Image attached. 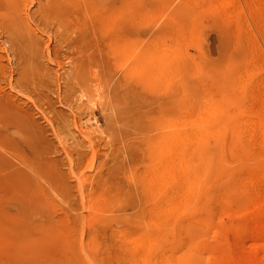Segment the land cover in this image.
Wrapping results in <instances>:
<instances>
[{"label": "rangeland", "instance_id": "obj_1", "mask_svg": "<svg viewBox=\"0 0 264 264\" xmlns=\"http://www.w3.org/2000/svg\"><path fill=\"white\" fill-rule=\"evenodd\" d=\"M120 24L117 61L103 69L93 55L108 79L76 90L79 109L49 94L69 130L38 114L33 88L0 83L44 131L0 136V264H264V0H121ZM6 39L0 27L3 56ZM138 63L151 67L147 84ZM42 64L61 78L68 68ZM175 101L189 131L209 123L191 154L198 185L162 222L151 147ZM227 116L241 123L237 146L232 125L214 129Z\"/></svg>", "mask_w": 264, "mask_h": 264}, {"label": "bare ground", "instance_id": "obj_2", "mask_svg": "<svg viewBox=\"0 0 264 264\" xmlns=\"http://www.w3.org/2000/svg\"><path fill=\"white\" fill-rule=\"evenodd\" d=\"M27 1L0 0V27L7 35L8 45L6 55H0V83H5L22 94L33 88L27 98L36 106L38 114L43 119H46L43 113L49 114L50 120L54 118L53 121L46 120L52 128L54 122L59 128L69 130L70 121L58 122L55 117L57 114L54 112L55 103L49 98V94H52L57 101L76 105L79 109L82 104L77 100L76 90L86 91L85 89L95 87L97 82L105 83L103 78L106 80L108 78L106 74L99 76L96 73L101 65L94 68L96 61L93 55L100 53L103 56V69L110 67L109 58L117 61L120 52L121 0H38L31 9H27L30 6ZM29 20L50 35L54 41L53 47L50 48V42L46 41V49L42 48L41 42L33 35ZM107 25L110 26L108 29ZM107 47L110 53L103 50ZM9 59L14 61L13 65L2 64V61ZM61 60H65L68 66L62 78L51 74L42 64L49 61L57 63ZM140 64L145 70L141 69L138 63L136 65L138 69L135 68V71L143 77V83L147 84L146 78H151L153 75L151 67L149 64ZM90 69L94 70V73L91 74ZM143 72L147 74L144 75ZM28 74L32 79H29ZM6 75L8 77H5ZM237 80L235 78L233 82H240ZM119 85L120 83H115L111 87V91L115 94L114 98ZM166 98L168 102L169 98ZM172 108L170 114L163 118L162 131L151 147L156 169L153 179L157 187L156 196L161 214L158 217L161 220L175 210L178 211L194 187L198 185L195 174L193 178H191L192 174L190 175L193 173L191 154L194 151V142L201 135L202 127L209 123L206 120L207 116L198 117L195 123L198 130L189 131L186 128L185 110L180 102L175 101ZM31 114L32 111L26 107V104H21L15 97L13 100V96H9L0 87V136L11 128L22 129L26 135L30 134L36 138L40 136L41 131L43 135L44 131L35 125L31 117L29 118ZM223 118L221 123L214 127L215 131L224 133L227 126L232 125V130L229 132L231 145H239L238 128L241 123L239 122L237 126L229 120V116ZM201 176L199 174L198 178ZM153 225H156L154 221ZM171 260L174 261L173 258ZM164 264H171V261L166 260ZM176 264H182V261L176 259Z\"/></svg>", "mask_w": 264, "mask_h": 264}]
</instances>
